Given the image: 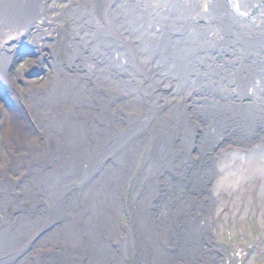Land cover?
<instances>
[{"label": "bare ground", "instance_id": "1", "mask_svg": "<svg viewBox=\"0 0 264 264\" xmlns=\"http://www.w3.org/2000/svg\"><path fill=\"white\" fill-rule=\"evenodd\" d=\"M52 3L0 0V264H112L124 247L205 264L213 196L264 169V0H83L64 49ZM27 47L33 68L52 59L29 95L8 70Z\"/></svg>", "mask_w": 264, "mask_h": 264}, {"label": "rangeland", "instance_id": "2", "mask_svg": "<svg viewBox=\"0 0 264 264\" xmlns=\"http://www.w3.org/2000/svg\"><path fill=\"white\" fill-rule=\"evenodd\" d=\"M49 1L50 0H48V2ZM85 1H89L90 4L97 7V9H101L104 5V0ZM52 2L55 13L59 15L60 19L64 22L63 25H58L55 38L51 41L60 42V46L64 49L66 43L64 39L69 38L66 32V28L69 24L63 20L66 18V15L63 13L68 11L70 5L83 2V0H52ZM16 52L14 53L13 60L11 61L8 70L13 78L12 80H14V82L21 88L20 90H23L25 94L29 95L33 86H36V88L42 87L48 82L50 68L52 67V59L48 56L49 54H47V57L42 59L40 63H36L37 67L33 68V66L31 67L32 61L38 56L33 50H31V48L27 47L22 50L19 49V51ZM29 69H31V71ZM26 81H29L30 84H26ZM2 93L3 94H1L0 91V129L4 126V122L6 121L2 116H5V113L2 114V110L7 111V107L14 104L12 103L13 100L8 97L6 89L4 92L2 90ZM21 97H26V95L21 92L17 93V100L19 102H21ZM5 152V141L0 134V164H2V166H4ZM8 153V155H10L12 151H8ZM2 166L0 165V168H2ZM7 166L8 165H6L5 168ZM7 170L8 168L2 171L4 174L3 176L13 179L10 174H7ZM263 172L264 169L259 172V176L254 175L251 180L246 179L242 184L235 187H232L231 185L230 187L232 188L221 190L219 194L213 196L214 201L212 200L213 202L209 205L211 208L208 210L209 214L211 213V227H208V233L206 235L208 238L201 251L209 258V261H206L205 264H264ZM216 184L218 183H215L214 181L209 182L205 188L208 187L209 193H213L212 191ZM198 199L203 201V196L198 195ZM121 209L120 219L124 223H127V220L130 217L128 215L129 213H126L128 210L125 207ZM29 235L31 236L32 234ZM29 235L27 243H30ZM29 245L31 247V244ZM124 248L126 253L125 257H123V261L121 262L118 259V263L112 264H136L138 262L136 252H134L133 248ZM148 256L151 257L149 260H153L150 253H148Z\"/></svg>", "mask_w": 264, "mask_h": 264}]
</instances>
